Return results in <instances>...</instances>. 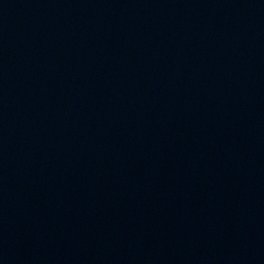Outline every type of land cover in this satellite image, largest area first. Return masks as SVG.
<instances>
[{
    "label": "water",
    "instance_id": "water-1",
    "mask_svg": "<svg viewBox=\"0 0 264 264\" xmlns=\"http://www.w3.org/2000/svg\"><path fill=\"white\" fill-rule=\"evenodd\" d=\"M0 264H264V0H0Z\"/></svg>",
    "mask_w": 264,
    "mask_h": 264
}]
</instances>
